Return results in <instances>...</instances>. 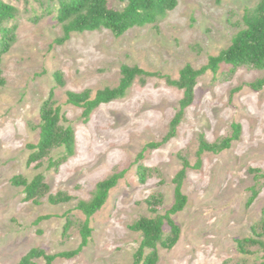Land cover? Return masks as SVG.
I'll return each mask as SVG.
<instances>
[{
	"label": "rangeland",
	"instance_id": "1",
	"mask_svg": "<svg viewBox=\"0 0 264 264\" xmlns=\"http://www.w3.org/2000/svg\"><path fill=\"white\" fill-rule=\"evenodd\" d=\"M4 1L20 13L17 42L2 63L7 85L0 88V264H18L33 248L47 254L74 251L81 242L77 226L67 241L62 238L65 212L70 211L75 222L84 220L75 210L76 201L36 206L25 201L23 188L11 184L14 176L31 180L43 174L51 194L66 191L87 200L96 184L117 168L127 173L91 218L89 244L78 256L53 264H132L142 237L129 225L150 215L145 200L154 193L164 196L162 214L172 206V180L182 167L179 153L193 167L183 184L188 204L173 217L181 228L180 239L173 249L160 250L158 264L259 262V251L241 255L236 240L250 237L252 225L264 216V189L248 205L254 185L249 169L264 172V89L255 92L246 85L263 73L241 68L230 77V67L222 65L216 77L211 72L202 76L177 136L145 153L142 163L161 174L145 184L139 183L135 159L147 144L166 135L182 92L159 79H149L145 86L135 83L126 98L100 106L88 122L82 119V109L66 104L65 95L116 86L122 65L173 78L186 64L200 68L209 56L230 46L244 10L258 0H179L156 25L132 29L121 37L108 30L73 34L62 45L55 44L62 28L54 10L49 15L34 0ZM110 4L118 10L126 5L119 0ZM34 17L39 21L35 23ZM56 71L66 78V87L57 89L56 97L76 133V153L57 172L47 163L27 165L31 154L27 145L38 142L39 110L55 86ZM233 123L242 127L240 139L221 154H205L201 168L195 169L198 136L213 143L229 135ZM62 155L58 150L52 158ZM46 215L53 217L36 225Z\"/></svg>",
	"mask_w": 264,
	"mask_h": 264
},
{
	"label": "trees",
	"instance_id": "2",
	"mask_svg": "<svg viewBox=\"0 0 264 264\" xmlns=\"http://www.w3.org/2000/svg\"><path fill=\"white\" fill-rule=\"evenodd\" d=\"M27 2V0H25ZM47 14L56 12L55 19L62 28V36L55 40V44L62 45L70 40L73 34L87 32L110 31L115 37H121L135 28H144L156 25L160 20L176 9L179 0H119L126 3L122 10L111 7L110 0H34ZM19 9L0 0V88L7 85L2 68L3 58L17 42ZM32 20L36 23L39 18ZM238 32L233 36L228 48L221 50L217 55L209 56L207 63L200 68L186 64L179 72L178 78L158 71H148L138 66L122 65L120 79L114 87H104L95 93L90 89L81 92L66 91V104L82 109V119L88 122L91 115L100 106L123 100L135 83L145 86L149 79H159L168 87L182 92L178 109L169 123L168 132L160 142L147 144L135 159L136 173L140 184H145L152 177H160L159 170L147 168L142 162L148 150L159 149L177 136L178 128L183 122L186 110L193 104L195 88L198 80L206 73L211 72L215 77L222 65L230 67L229 76H233L238 69L246 68L263 73V75L246 85L255 92L264 89V0H258L253 8H246ZM55 86L50 90L47 98L39 110L40 122L36 129L39 139L36 144H29L30 150L27 165H41L47 163L49 170L58 171L76 153V133L62 105L56 97L57 89L66 87L65 74L56 71L53 74ZM241 88L232 90V95ZM242 127L233 123L231 133L219 138L213 143L206 140L203 134L198 136V149L194 168L200 169L205 154L218 155L231 148L234 142L241 137ZM58 150L63 155L53 159L52 154ZM181 161V169L172 180L174 185V202L162 214L164 196L154 193L146 200L149 216L143 215L129 225L130 231L141 235V243L133 256L132 264H158L160 250H171L178 243L181 228L174 220V216L182 212L187 204L188 197L183 193V184L188 170L193 168L188 157L182 153L177 155ZM127 170L115 169L104 180L98 182L87 200L77 199L66 191L51 194V189L43 174L35 175L31 180L22 175L14 176L11 184L23 188L25 201L36 206L47 201L52 206H59L76 201L75 210L84 216L83 221L75 222L70 211L63 214L65 223L62 231L63 240L71 237V230L77 226L81 242L78 248L70 252L47 254L42 248H33L21 258L18 264H38L40 259L45 264H53L57 259H72L78 256L89 244L93 229L91 218L100 212L106 205L110 193L125 177ZM254 185L251 187V196L248 205H252L260 192L264 189V172L261 169L250 168ZM53 216H41L36 225L50 220ZM168 228L166 231L165 228ZM41 232H39L40 234ZM237 250L241 255H252L256 249L261 253V259L255 264H264V216L251 227V236L236 240ZM222 264H235L230 260ZM236 264H244L236 263Z\"/></svg>",
	"mask_w": 264,
	"mask_h": 264
}]
</instances>
